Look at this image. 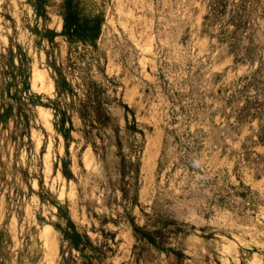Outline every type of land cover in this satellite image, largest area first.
<instances>
[{"label": "rangeland", "instance_id": "1", "mask_svg": "<svg viewBox=\"0 0 264 264\" xmlns=\"http://www.w3.org/2000/svg\"><path fill=\"white\" fill-rule=\"evenodd\" d=\"M150 1L151 49L138 43L135 60L116 49L132 10H146L84 0L110 15L102 42L45 66L70 85L45 106L82 123L65 183L26 85V0H0V264H264V0ZM65 221L89 236L85 255L59 253Z\"/></svg>", "mask_w": 264, "mask_h": 264}, {"label": "crops", "instance_id": "2", "mask_svg": "<svg viewBox=\"0 0 264 264\" xmlns=\"http://www.w3.org/2000/svg\"><path fill=\"white\" fill-rule=\"evenodd\" d=\"M84 1V0H83ZM112 3L118 0H111ZM139 4L140 8L138 9H145V12H135L132 10L134 15L133 20L126 21L124 25L126 26V31L123 29V38L121 40L122 45L117 46V54H131L133 59L135 60V56L140 54L137 50L138 43L140 47H147V49H151V36H150V0H136ZM111 3V4H112ZM26 0V4L24 6V11L22 12L21 16H19V23L22 25L30 24L31 28H25L22 30V35L27 39L34 40L33 43L28 44L27 48L29 49L28 56L30 57L29 60V67L31 71L30 82H29V93L32 94L36 101L41 102L43 105H37L36 112L39 114V119H41L42 123H46L45 120L50 118L46 129L49 127L51 128V133L55 137L56 146L51 151L54 157L51 158V171L55 174V178L59 179V181H64L65 183L68 180H71L73 176H76V161H77V154L76 149L77 147L83 145L82 139V128H81V119L79 114L74 110H66L61 113H57L55 109L50 106H45L44 103H52L57 99L60 95H58V89L56 82L53 79V76L50 75L48 69L49 67H45L48 63L52 62L55 56H64L67 55L69 43L66 40V37L61 35L64 26V19L63 13L60 7L53 9L46 6V11L40 13L38 10L37 5H31ZM29 6V7H28ZM29 8V10H28ZM28 12V13H27ZM110 15L107 12L104 15L102 21V28L100 37L97 41L99 45L102 42L103 37L105 36L106 29H109ZM146 23V25H145ZM123 27V26H122ZM44 28V32L47 34L40 33V31ZM31 29V31H30ZM36 31H33L35 30ZM140 32V33H139ZM39 34V38L37 37ZM138 34V36H137ZM8 35H6L5 40L8 41ZM8 37V38H7ZM38 39V40H37ZM127 39V40H126ZM40 40H42V45L40 46L41 49L37 46L36 43L39 44ZM36 41V42H35ZM129 43V46H128ZM77 46H83L82 44H78ZM129 48V50H128ZM153 48V45H152ZM24 49V48H23ZM127 49V50H125ZM25 50V49H24ZM147 54H150L147 52ZM54 55V56H53ZM137 61L141 62V58L137 57ZM143 61V60H142ZM153 63L152 60L146 59L147 66ZM16 64H18V59H16ZM154 64V63H153ZM121 69V67L119 66ZM118 69V67H116ZM50 70V69H49ZM122 71V70H121ZM36 74L39 76V80L34 82ZM124 83V80H123ZM134 83V82H133ZM132 83V84H133ZM44 84H50L51 88H47L46 90ZM125 84V83H124ZM133 86H138V83H134ZM123 88V86L121 87ZM133 93V88L129 89ZM125 94V93H124ZM64 97V95H62ZM123 103H129L127 100H124V96L122 97ZM70 101V98L68 97ZM130 107V106H129ZM127 114H139L135 112L132 108L130 112ZM47 116V117H46ZM135 116V115H134ZM82 143V144H80ZM66 191H64L65 193ZM64 203L61 202L57 205L59 209L62 207L60 205ZM69 209V207H68ZM56 210H58L56 208ZM71 221L72 218H70ZM64 225V226H63ZM63 229L58 233V251L61 252V249L67 248L72 255L83 256L87 253V251L91 250V240L89 236H86L83 232H81L77 227L67 226V222L63 223ZM80 234L82 240L79 246H76L73 243L72 237V229H74ZM66 233V235H65ZM86 239H88L89 243H86Z\"/></svg>", "mask_w": 264, "mask_h": 264}, {"label": "trees", "instance_id": "3", "mask_svg": "<svg viewBox=\"0 0 264 264\" xmlns=\"http://www.w3.org/2000/svg\"><path fill=\"white\" fill-rule=\"evenodd\" d=\"M38 10L40 13L46 11V1L47 0H37ZM83 0H63L60 4V9L63 13L64 26L61 35L66 37L67 42L70 46H77L82 44L85 48H97V41L100 37L102 21L104 18L103 13L99 12L96 14H88L84 12ZM47 33L45 32V35ZM19 48V47H18ZM9 62L13 61L14 54L12 50H9ZM20 65L22 60L19 61ZM60 73V72H59ZM28 80V76H25ZM58 95L62 93L69 92L70 85L66 81L64 75L59 74L58 78L55 79ZM27 88L29 87L28 81L26 82ZM39 105H43L39 103ZM9 118V112L6 114H0V121H4ZM73 243L79 246L82 238L80 234L74 229H72ZM62 231V230H61ZM66 235V233H65ZM143 237L150 243H155V238L150 233L143 234ZM86 243H89L86 239Z\"/></svg>", "mask_w": 264, "mask_h": 264}, {"label": "bare ground", "instance_id": "4", "mask_svg": "<svg viewBox=\"0 0 264 264\" xmlns=\"http://www.w3.org/2000/svg\"><path fill=\"white\" fill-rule=\"evenodd\" d=\"M153 153V152H152Z\"/></svg>", "mask_w": 264, "mask_h": 264}]
</instances>
